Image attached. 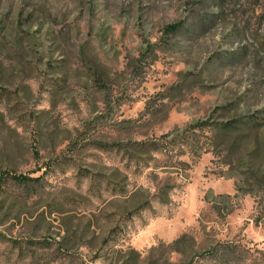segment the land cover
<instances>
[{
	"label": "rangeland",
	"instance_id": "obj_1",
	"mask_svg": "<svg viewBox=\"0 0 264 264\" xmlns=\"http://www.w3.org/2000/svg\"><path fill=\"white\" fill-rule=\"evenodd\" d=\"M210 13L0 0V264H264V5Z\"/></svg>",
	"mask_w": 264,
	"mask_h": 264
},
{
	"label": "trees",
	"instance_id": "obj_2",
	"mask_svg": "<svg viewBox=\"0 0 264 264\" xmlns=\"http://www.w3.org/2000/svg\"><path fill=\"white\" fill-rule=\"evenodd\" d=\"M206 1L212 3L214 8L217 11H219V13H220V10L223 9L225 4L229 3L230 0H206ZM255 3L257 5H260L261 3L264 5V0H255ZM219 13H210L208 15L210 17L203 16L202 19H200V20H199V18H198V20L195 19L196 20L195 23L190 21L191 29H189V28L187 29L185 27V25H183L181 23H173V24L166 25L165 34L176 33V32H180L182 30H185V31H188V32H192V30H197V29L199 30V28H201L204 25L205 22H208V23L213 22V19H215L219 15ZM254 122H256V121H254ZM229 123H225L224 124L225 129H228L230 127ZM149 144H144L141 147L149 148ZM19 178L20 179L23 178V180L29 179V177L27 178L26 176L25 177H20L19 176Z\"/></svg>",
	"mask_w": 264,
	"mask_h": 264
}]
</instances>
